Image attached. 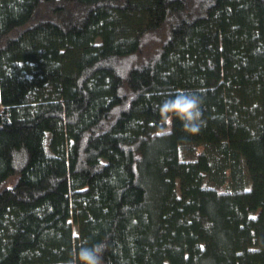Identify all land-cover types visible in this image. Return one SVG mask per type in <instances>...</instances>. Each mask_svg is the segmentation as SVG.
Masks as SVG:
<instances>
[{"label":"trees","instance_id":"16d2710c","mask_svg":"<svg viewBox=\"0 0 264 264\" xmlns=\"http://www.w3.org/2000/svg\"><path fill=\"white\" fill-rule=\"evenodd\" d=\"M178 92L201 130L157 136ZM100 242L264 264V0H0V264Z\"/></svg>","mask_w":264,"mask_h":264},{"label":"clouds","instance_id":"9594fccd","mask_svg":"<svg viewBox=\"0 0 264 264\" xmlns=\"http://www.w3.org/2000/svg\"><path fill=\"white\" fill-rule=\"evenodd\" d=\"M202 102L198 95L185 92H178L172 98L164 100L158 107L162 124L156 135L164 137L172 134L173 117L183 122V128L187 132L198 133L203 123ZM105 247L102 242L91 247L81 246L78 252L73 253L67 264H102Z\"/></svg>","mask_w":264,"mask_h":264}]
</instances>
